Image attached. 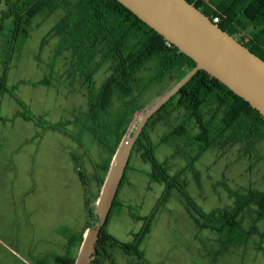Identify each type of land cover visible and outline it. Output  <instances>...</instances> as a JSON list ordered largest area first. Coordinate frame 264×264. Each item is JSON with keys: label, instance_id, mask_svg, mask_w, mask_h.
<instances>
[{"label": "rangeland", "instance_id": "obj_1", "mask_svg": "<svg viewBox=\"0 0 264 264\" xmlns=\"http://www.w3.org/2000/svg\"><path fill=\"white\" fill-rule=\"evenodd\" d=\"M18 1L0 0V80L5 78L3 91L0 87V156L14 154L17 168H22L27 150L35 148L37 217L34 230L24 227L23 218L15 216L16 222H12L0 214V264H34L37 260L51 264L50 256L62 255L66 238L77 235L87 223L85 201L96 211L116 155L112 153L116 146L114 123L124 119L120 114L130 98L116 96L112 107L96 116L102 118L103 130L107 131L102 130V137L106 143L111 140V147L94 139L86 129L90 107L85 78L76 72L72 51L60 52L59 37L51 34L65 11L38 15L29 30H24L27 35L14 39L10 51L14 19H7L6 14L8 3ZM100 61L101 57L93 63L94 69ZM111 68V62L98 68L94 77L97 92L111 75ZM156 70V62H151L138 74V107L145 106L163 88L150 82ZM43 80H49L50 85H40ZM23 106L34 121L21 117ZM128 115L130 118L132 111ZM186 117L185 111L170 107L146 130L156 161L168 163V174L178 177L170 195L165 184L150 178L152 166L140 157L141 152L136 149L132 154L129 168L142 173L127 171L132 186L121 189L126 194L127 209L121 213L114 209L106 230L123 244L133 243L145 228L148 235L139 246L144 261L124 257L115 250L116 264H264V253L256 250L257 243L264 247V222L258 224L262 238L257 235L246 245L223 247L218 233L196 224L182 198L184 190L209 214L234 205L235 199L224 184L235 191H264V144L248 149L244 142L231 140L228 135L198 161H192L200 149L190 145L187 138L172 139L185 156L163 142ZM60 124L63 130H56ZM190 125V131L197 135L199 128L194 122ZM243 223L248 228L251 219Z\"/></svg>", "mask_w": 264, "mask_h": 264}, {"label": "trees", "instance_id": "obj_2", "mask_svg": "<svg viewBox=\"0 0 264 264\" xmlns=\"http://www.w3.org/2000/svg\"><path fill=\"white\" fill-rule=\"evenodd\" d=\"M187 1L195 5L211 20L218 17L220 20L218 24L225 32L264 60V0ZM8 6L6 18L14 19L11 29L13 36L9 42L10 51L14 39L27 35V31L24 30H29L33 19L38 15L43 13L51 15L59 10L65 11L51 34L59 37L60 52L72 51L76 72L85 78L90 107L86 129L94 139L111 147V140L106 143L107 141L102 137L103 131L107 132L106 129L103 130L102 118H96V116L98 113H106L112 107L116 96L130 98V101L125 102L120 114L124 119L114 123L112 133L116 137V146L112 149L113 154L116 153L135 115L142 108L136 105L138 74L149 63L156 62L157 70L150 82L163 87L190 62L188 56L171 43L169 46V42L164 37L116 0H19L15 4L9 2ZM99 57L101 61L94 69L93 63H96ZM107 62L112 63V73L97 92L94 77L98 68ZM4 81L5 78L0 80L2 91ZM40 85L48 86L50 81L43 80ZM170 107L177 111H185L187 117L163 142L174 147L178 155L185 156L172 139L187 138L190 145H196L200 149L192 161H198L206 151L215 147L228 135L231 140L244 142L248 149H253L255 144H264V118L261 114L219 80L205 71H200L149 120L133 149V152L138 149L142 159L151 164L150 178L165 184L167 195H170L172 188L177 184L178 177L172 178L168 174V163L159 164L156 161L153 142L146 130L155 118ZM130 111L132 115L129 118ZM210 112H213L211 118L206 119ZM21 117L26 121L35 120L26 107ZM193 122L199 128L197 135L190 131V124ZM61 125L54 128L59 131L63 130ZM79 174L82 177V174ZM124 180L125 175L121 186ZM223 187L229 196L235 199L234 205L229 209L215 210L209 214L204 213L183 190V202L196 224L200 228L218 233L221 236L220 242L223 247L246 245L257 235L262 238L263 234L259 232L258 224L264 222V191L255 189L235 191L225 184ZM115 205L116 199L113 207ZM89 206V202H86L92 221L95 212L89 209ZM112 209L100 235L91 264H103V260L111 259L109 251L114 249H119L125 255L143 261L144 255L139 246L147 237L148 228L137 234L133 243H120L106 230ZM197 217L202 218L205 223H200ZM246 218L251 219L248 228L243 223ZM256 250L264 253V247L260 243H257ZM58 262L75 264L76 259L69 256L58 258Z\"/></svg>", "mask_w": 264, "mask_h": 264}, {"label": "water", "instance_id": "obj_3", "mask_svg": "<svg viewBox=\"0 0 264 264\" xmlns=\"http://www.w3.org/2000/svg\"><path fill=\"white\" fill-rule=\"evenodd\" d=\"M190 58L135 115L116 152L75 264H91L134 146L149 120L200 71L219 80L264 118V60L187 0H116Z\"/></svg>", "mask_w": 264, "mask_h": 264}, {"label": "crops", "instance_id": "obj_4", "mask_svg": "<svg viewBox=\"0 0 264 264\" xmlns=\"http://www.w3.org/2000/svg\"><path fill=\"white\" fill-rule=\"evenodd\" d=\"M19 119L24 120L23 118H19ZM36 154L37 153L34 147L29 148L25 154L24 164L22 168H17L16 166L17 160L16 158H14L16 157L14 154H13L14 157L7 156L4 158L0 156V158L3 159V161L0 162V214L2 216H5L6 219L11 220L12 222H16L13 221L15 216L19 218H23L24 227L25 228L32 227L34 230L36 229V217H37V212L35 207L36 199H37L36 185H35L36 173H35V164H34V159L36 157ZM140 157L142 158V156ZM73 160H74L73 163L75 164V167L78 172L76 161L75 159ZM130 161L128 167L130 166ZM127 171L135 174L142 173V171H139L135 168H128V170H126L125 180L123 185L119 189V193L117 194L116 205L112 209L109 222L112 218L114 209H116V211H118L119 213H121L123 209H127L126 194H123L121 192V189H123L124 186L126 187L132 186V182L130 181L129 177L127 178ZM85 205H86V201H85ZM87 214H88V221L87 223H85L84 228L77 235H74L70 238L68 236L66 238L67 240H66L65 250H63L62 255L50 256L51 264H61L58 262V258L69 257V256H71L72 258L75 257V259L76 257L78 258L79 256L78 251H81L84 238L87 234L88 227L91 222L88 209H87ZM108 233L111 236H113L111 231H108ZM115 250L119 251V249H114L112 251H109L111 259L103 260V264H116ZM74 251L76 252V254L74 253ZM121 253L124 257L127 256L122 251ZM34 264H48V263H46L45 261L37 260Z\"/></svg>", "mask_w": 264, "mask_h": 264}, {"label": "built area", "instance_id": "obj_5", "mask_svg": "<svg viewBox=\"0 0 264 264\" xmlns=\"http://www.w3.org/2000/svg\"><path fill=\"white\" fill-rule=\"evenodd\" d=\"M215 24H218L219 23V18L218 17H215V18H213V20H212ZM168 45L169 46H171V44L170 43H168Z\"/></svg>", "mask_w": 264, "mask_h": 264}]
</instances>
